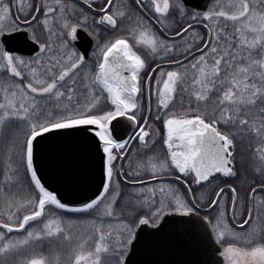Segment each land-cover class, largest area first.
I'll use <instances>...</instances> for the list:
<instances>
[{"label": "snow or ice", "instance_id": "snow-or-ice-1", "mask_svg": "<svg viewBox=\"0 0 264 264\" xmlns=\"http://www.w3.org/2000/svg\"><path fill=\"white\" fill-rule=\"evenodd\" d=\"M177 219L264 264V0H0V264H135Z\"/></svg>", "mask_w": 264, "mask_h": 264}, {"label": "water", "instance_id": "water-1", "mask_svg": "<svg viewBox=\"0 0 264 264\" xmlns=\"http://www.w3.org/2000/svg\"><path fill=\"white\" fill-rule=\"evenodd\" d=\"M207 3L209 0H189L192 7H202ZM83 40L85 45L80 47L81 50L88 47L86 35ZM75 157L71 146H53L44 164V180L58 188L66 199L89 195L95 191V184L98 183V178L95 181L84 178L87 161H78V169L69 163ZM214 247L205 229L177 219L169 221L162 233L149 239L133 260L135 264H219L220 258L213 252Z\"/></svg>", "mask_w": 264, "mask_h": 264}, {"label": "flooded vegetation", "instance_id": "flooded-vegetation-1", "mask_svg": "<svg viewBox=\"0 0 264 264\" xmlns=\"http://www.w3.org/2000/svg\"><path fill=\"white\" fill-rule=\"evenodd\" d=\"M85 45V42L83 39H81L80 41H78V47H83ZM91 51V49L89 48V52Z\"/></svg>", "mask_w": 264, "mask_h": 264}, {"label": "trees", "instance_id": "trees-1", "mask_svg": "<svg viewBox=\"0 0 264 264\" xmlns=\"http://www.w3.org/2000/svg\"><path fill=\"white\" fill-rule=\"evenodd\" d=\"M73 215H75V214H73Z\"/></svg>", "mask_w": 264, "mask_h": 264}]
</instances>
